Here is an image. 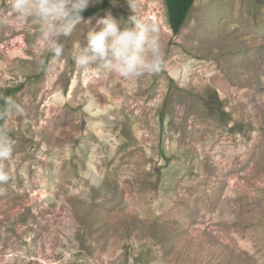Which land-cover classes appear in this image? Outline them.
I'll list each match as a JSON object with an SVG mask.
<instances>
[{
    "label": "rangeland",
    "instance_id": "rangeland-1",
    "mask_svg": "<svg viewBox=\"0 0 264 264\" xmlns=\"http://www.w3.org/2000/svg\"><path fill=\"white\" fill-rule=\"evenodd\" d=\"M88 8L57 58L0 0V264H264V0H194L176 36L164 0ZM108 15L157 27V71L75 64Z\"/></svg>",
    "mask_w": 264,
    "mask_h": 264
},
{
    "label": "clouds",
    "instance_id": "clouds-1",
    "mask_svg": "<svg viewBox=\"0 0 264 264\" xmlns=\"http://www.w3.org/2000/svg\"><path fill=\"white\" fill-rule=\"evenodd\" d=\"M90 0H9L8 14L12 18L35 19L55 57L62 54L59 37L68 35ZM128 22V21H127ZM125 22V23H127ZM102 25L87 34L86 44L74 57L81 70L96 67L103 73H118L126 79H136L158 70L161 42L155 25L135 21L130 26L114 20L110 15L97 21ZM13 145L7 135H0V160L12 156ZM7 176L0 173V180Z\"/></svg>",
    "mask_w": 264,
    "mask_h": 264
},
{
    "label": "trees",
    "instance_id": "trees-1",
    "mask_svg": "<svg viewBox=\"0 0 264 264\" xmlns=\"http://www.w3.org/2000/svg\"><path fill=\"white\" fill-rule=\"evenodd\" d=\"M166 11H167V19H168V26L174 36L178 35L180 29L182 28L188 13L193 5L194 0H164ZM105 5L102 7L104 8ZM95 9L87 8L83 13L82 16H88L93 14ZM8 96V93L6 94ZM5 98L1 101V106L4 107ZM4 121V113L0 112V135H2V124Z\"/></svg>",
    "mask_w": 264,
    "mask_h": 264
}]
</instances>
